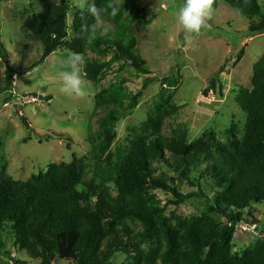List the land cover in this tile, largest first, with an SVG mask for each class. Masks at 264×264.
I'll return each instance as SVG.
<instances>
[{"label":"trees","instance_id":"1","mask_svg":"<svg viewBox=\"0 0 264 264\" xmlns=\"http://www.w3.org/2000/svg\"><path fill=\"white\" fill-rule=\"evenodd\" d=\"M220 1L235 11L240 9V14L251 21L249 37L264 34V12L259 0ZM94 2L101 7L109 0ZM119 6L120 13L115 18L107 13L103 16L115 30L113 37L82 32L84 21L78 11L70 23L72 37L64 43L70 35L71 7L67 1L47 3L40 13L24 19L23 29L44 49L32 69L62 47L83 56L88 52L106 56L113 44L120 59L148 77L128 105L116 91L111 98L105 96L107 90L96 95L97 106L108 109V114L101 123V141L92 158L95 177L89 181L88 157L69 164L49 165L26 181H18L0 168V255L13 259L5 252L2 234L5 226L12 224L16 247L27 250L33 259L41 260L40 264H54L57 260L65 264H116L113 258L122 254L129 264H264V240L243 257L232 254L237 225L253 223L259 209L264 207V55L253 67L251 88L241 86L236 92V106L246 115L242 138L231 131L225 143L209 134L189 144L186 133L165 136L164 122L177 110L173 93L165 91L163 104L149 114L141 131L131 135L127 147L116 151L115 161L112 146L120 118L137 107L138 99L152 83L161 82L170 89L178 84L172 74L164 79L151 77L125 9ZM83 15L91 25L93 18L86 11ZM256 18L259 22H255ZM1 59L7 60L8 52L2 43L0 21ZM108 66L105 61L87 60L83 69L86 79L99 84ZM6 77V90H0V94L13 90L15 71L10 65ZM214 90H217L215 79L205 94ZM219 90L222 91L221 86ZM21 121L25 128L31 129L24 117ZM51 138L64 140L69 150L72 147L67 135L51 134L39 141ZM29 139H24V143ZM160 163L179 176L177 185L159 177ZM196 168H202L199 180H205L214 189L216 202L202 191L187 194L181 191V185L190 181ZM82 188L98 192V200L103 203L101 212L83 205ZM157 192L168 197L164 204ZM192 198H204L209 213L221 214L227 227L219 228L207 214L185 217L173 210L167 212L169 207L178 208ZM136 222L143 230L132 228L130 223Z\"/></svg>","mask_w":264,"mask_h":264},{"label":"rangeland","instance_id":"2","mask_svg":"<svg viewBox=\"0 0 264 264\" xmlns=\"http://www.w3.org/2000/svg\"><path fill=\"white\" fill-rule=\"evenodd\" d=\"M64 1L69 2L71 7L68 15L70 35L65 43L72 37L70 23L80 11L75 7L76 0H1L0 3L2 43L8 52V59L0 60V90H6L7 65L15 71L13 90L0 94V168H5L18 181L28 180L49 165L69 164L85 157L89 158L86 180L95 177L92 158L101 141V123L108 114V109L97 106L96 95L107 90L109 93L105 96L111 98L110 95L116 91L128 105L148 77L138 74L120 59L113 44L110 45L113 49L106 56L90 52L84 56L85 61L92 59L109 63L99 84L88 81L84 76L87 82L84 97H67L59 92L58 72L70 52L64 47L32 69L44 49L23 29L24 19L40 13L47 3L61 4ZM116 1L125 9V17L137 36L139 53L150 69L151 77L164 79L172 74L178 79V84L170 89L161 82L152 83L138 99L137 107L120 118L116 124L117 139L112 146L115 161L116 151L125 149L131 135L141 131L149 114L163 104V96H167L165 91L169 95L173 93L177 106V110L164 122L162 131L165 136L176 137L186 133L189 144L209 134H214L225 143L231 131L242 138L246 115L236 106L235 96L239 87L251 88L253 67L264 55V34L249 37L251 21L222 1L215 0L214 13L208 21L210 27L202 29L201 34L193 36L192 43H188L176 16L184 0ZM91 2L93 0H89ZM259 2L264 12V0ZM255 20L259 22L258 18ZM114 31L111 27L106 36L113 37ZM214 79L217 90L205 94ZM22 117L27 120L30 130L25 128ZM51 134L69 136L71 149L62 139L51 138L40 143V139ZM27 138L30 139L24 143ZM102 164L105 165L104 162ZM159 168L162 180L175 185L180 182L173 170L161 163ZM201 170L194 169L190 181L181 185V191L184 194L202 191L212 202H216L218 197L214 189L205 180H199ZM81 190L83 205L101 212L103 203L98 200V192ZM157 195L163 204L168 199L162 192H157ZM172 210L185 217L207 214L219 228L227 227L221 214L209 213L204 198H192L178 208L169 207L167 212ZM255 220L237 225L232 245L234 256L243 257L264 240V207L259 209ZM130 224L136 231L143 230L140 223ZM2 234L5 252H9L13 259L0 255V264L41 263V260L33 259L27 250L21 251L16 247L12 224L6 225ZM113 262L129 264V259L123 254L116 255ZM54 264L65 263L57 260Z\"/></svg>","mask_w":264,"mask_h":264},{"label":"clouds","instance_id":"3","mask_svg":"<svg viewBox=\"0 0 264 264\" xmlns=\"http://www.w3.org/2000/svg\"><path fill=\"white\" fill-rule=\"evenodd\" d=\"M215 0H184L182 6L179 7L176 16L178 23L182 26L184 39L188 43H192L193 36L201 34L202 29L210 27L208 21L212 19L214 13ZM75 7L81 12V31L90 32L91 36L97 33L106 35L111 25H106L103 18L107 13L115 18L120 13L118 3L109 0L106 6L98 7L96 3L89 0H76ZM87 12L93 18L91 25L87 24L86 17L83 15ZM240 13V9L236 10ZM86 61L81 53L69 52L66 61L62 66V70L58 72L59 92L67 97H84L87 82L84 79L85 73L83 67Z\"/></svg>","mask_w":264,"mask_h":264},{"label":"water","instance_id":"4","mask_svg":"<svg viewBox=\"0 0 264 264\" xmlns=\"http://www.w3.org/2000/svg\"><path fill=\"white\" fill-rule=\"evenodd\" d=\"M42 100V98H40Z\"/></svg>","mask_w":264,"mask_h":264}]
</instances>
